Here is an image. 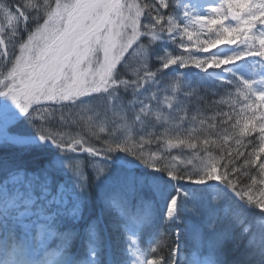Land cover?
I'll use <instances>...</instances> for the list:
<instances>
[{"label":"snow or ice","instance_id":"obj_1","mask_svg":"<svg viewBox=\"0 0 264 264\" xmlns=\"http://www.w3.org/2000/svg\"><path fill=\"white\" fill-rule=\"evenodd\" d=\"M172 3L173 0L143 4L135 0H55L53 5L44 0L46 7H42L32 0L0 2V15L12 35L20 30L21 23L28 31L27 40L20 44V54L15 55L12 67L0 78V96L8 97L20 112L26 113L25 119L33 129L27 132L7 105L0 106V148L52 151L40 174L27 173L28 178L20 183L17 174L23 176V170L8 159L0 160V166L12 174L11 184L0 185V264H180V239L169 243L170 237L165 239L155 229L157 203L170 196L161 223H182L181 213L189 201L196 200L198 191L213 187L225 199L232 200L227 193H233L236 201L232 202L238 209L252 205L264 213V87L256 86L264 85V71L256 73L259 81L237 77L224 82L228 88L235 87L236 97L242 100L241 110L236 113L235 123L229 113L220 114L228 117L224 123L231 124L233 133L229 136L226 130L218 141L205 139L204 144L216 145L219 158L209 154L203 167L194 171L188 170L191 161L186 165L177 156L168 154L166 159L155 152L146 154L143 137L137 144L131 136L117 135L97 147L83 138L66 140L49 126L53 105L83 104L79 98L96 94L115 104L121 87L136 93L141 82L156 74L151 71L148 46L161 33L168 34L173 43H177L179 35V46L187 53L156 56L163 69L172 65L186 68L191 61L193 67L203 71H228L225 66L252 58L264 70V0H211L206 12L185 6L182 21L163 11ZM33 13L36 27L29 31L27 24L33 21ZM142 17L150 18V22L144 23ZM6 30L0 25V33ZM141 36L151 38L143 47L142 64L133 70L134 78H121L117 65ZM226 46L233 51L220 55L217 49ZM138 103L137 121L150 113L143 100ZM252 133H256V139L250 138ZM167 143L171 145L172 140ZM177 144L196 147L191 134L187 140L177 138ZM69 151L86 154V159L70 158L66 155ZM118 151L165 174L170 181L205 187L189 192L176 185L165 188L159 177L137 172L123 157L114 155ZM256 169L258 173L252 175ZM56 175L62 180L54 185L52 177ZM143 189L151 192L150 198L139 195ZM94 199L104 206L117 207L122 217L113 224L120 244L116 250L109 245L106 257L102 256L105 245L99 234V220L82 212V206ZM66 218L70 223H65ZM216 224L212 220L207 228L214 230ZM133 226L153 228L152 235L159 241L157 248L149 246L141 253L136 241H126L124 232ZM172 243L177 247L172 248ZM164 247L169 248L168 255L163 254ZM258 264H264V253Z\"/></svg>","mask_w":264,"mask_h":264},{"label":"trees","instance_id":"obj_2","mask_svg":"<svg viewBox=\"0 0 264 264\" xmlns=\"http://www.w3.org/2000/svg\"><path fill=\"white\" fill-rule=\"evenodd\" d=\"M0 2H8V0H0ZM32 2L46 7L44 0H32ZM50 2L53 4L55 0H50ZM148 2L150 0H141L140 3ZM177 4V0H173L169 8L163 11L178 20L177 16L181 14L182 9ZM13 6L18 5L14 4ZM35 16L36 14L33 13V21L27 24L29 31L36 27ZM41 21L42 19L39 23ZM143 22H150V18L144 17ZM0 25L7 29L0 33V39L4 40V44L0 45V56L3 57L0 59L1 75L12 65L11 61H14L20 44L28 36V31H24L25 24L21 23L20 30L13 36L2 15H0ZM150 39V37L141 36L139 41L125 53L117 66V71L123 74L121 78H134L132 72L141 66L143 47L148 44ZM178 41L179 35L177 43H173L168 34L161 33L148 46L151 71L156 73L153 82L152 80L141 82L143 86L136 93H133L131 88H118V99L115 104L109 102L106 97L96 94L88 96L89 102L81 106L80 104L66 103L65 107L53 105L55 111L48 117L51 121L49 125L51 129L69 141L73 138L78 139L80 136L78 131H82L85 140L94 143L97 147H100L103 140H110L117 135L121 138L131 136L137 144L143 137L146 154L155 152L157 156L163 155L166 159L168 154H171L182 158L186 165L191 161V165L188 166L189 171L202 168L209 154L219 158L220 153L216 145L210 146L204 144L203 141L205 139L218 141L223 138L226 130L231 136L233 133L231 124L224 123L228 117L220 114L229 113L233 117L232 123H235L236 113L242 107V102H240L242 100L236 97L235 87L228 88L224 82L235 81L237 77L259 81V76L256 73H259L261 69L253 63H245L237 68L229 69L224 77L200 74L191 67V61H188L186 68L172 65L163 69L156 56L184 53ZM5 52L8 54L7 56L4 55ZM184 54L187 55V53ZM150 97L155 98L149 99ZM139 100H143L148 105L150 113L147 116L142 115L141 119L137 121ZM157 115H159V119H157ZM25 117L18 121V124L31 133L33 129ZM193 117L196 119L193 120ZM189 134H191L196 147L179 146L177 138L187 140ZM97 137L101 139L98 141ZM250 138L256 139V133H252ZM168 140H172L171 145L167 143ZM247 142V140L244 141L245 144ZM232 149H235L234 141ZM51 155L52 151L49 148H0V160L8 159L17 166L18 170L22 169L24 172L23 176L17 174V183L26 180L27 173L40 174ZM66 155L81 161L86 159V154L69 151ZM114 155L123 157L130 164L138 163L139 166L135 168L137 172L159 177L165 188L174 185V182L166 179L165 174L156 173L147 167L145 169L143 164L130 154L118 151ZM242 163L241 160L240 164ZM257 173L258 169L251 174ZM52 179L55 185L62 180V176L56 175ZM6 182L12 183V174L0 166V185ZM181 182L182 184H179L178 187L185 192L205 187L204 185L194 186L187 182ZM90 190L94 191V189ZM172 191L174 192L175 188ZM139 195L150 198L151 192L148 189H143ZM228 196L236 201L232 195L228 194ZM168 199L170 196L157 203L154 211L155 229L164 234L165 239L170 237L169 243L176 240V232L179 229L180 240L183 244L189 245V250L186 248L187 251L180 264H258L261 254L264 253V213L259 210H250L247 206L245 209H238L231 199H225L224 195L213 187L202 192L198 191L196 200L189 201L181 213L182 223L179 220H169L163 224L161 217L165 214ZM241 206L244 207V205ZM82 212L84 216L99 220L98 229L104 240V245H110L112 250H116L120 244V235L113 228V224L122 219L119 209L115 206H104L102 202L94 199L82 206ZM200 213H203V218L200 217ZM212 220H216L217 224L214 230H209L207 223ZM65 223H70V218H66ZM153 231V228L133 226L124 232V238L126 241H136L137 248L143 253L149 246L154 249L158 246L159 241L152 235ZM141 237L143 242H141ZM50 243L53 247L55 246L54 242L50 241ZM124 246L127 247V244ZM190 246L194 250H191ZM171 247L175 248L176 245L172 243ZM108 251L109 248L105 247L102 256L106 257ZM162 251L164 255L169 254L168 247H164ZM148 258L154 257L149 256Z\"/></svg>","mask_w":264,"mask_h":264},{"label":"rangeland","instance_id":"obj_3","mask_svg":"<svg viewBox=\"0 0 264 264\" xmlns=\"http://www.w3.org/2000/svg\"><path fill=\"white\" fill-rule=\"evenodd\" d=\"M135 2H138V3H140L141 2V0H135ZM205 2H208V1H206V0H202L201 2H198V0H184L183 2H182V6L184 7L182 10H181V14L179 15V17H178V21H182L183 20V15H182V13L184 12V10H185V6H188L190 9H192L193 11H196V12H206V10H207V7H208V4L206 3L205 4ZM208 3H210V2H208ZM55 4V2L53 3V5ZM142 4V3H141ZM181 4V3H180ZM203 7V9L200 11V9ZM41 24L43 23V20L40 22ZM33 31V30H32ZM27 40V38L23 41V42H25ZM218 50V49H217ZM219 50H221V49H219ZM233 51V49L231 50V48H228V49H226L225 50V52L224 53H219L220 55H226V54H230L231 52ZM222 52V51H221ZM20 54V46H19V49H18V52H17V54L16 55H19ZM118 66V65H117ZM12 67V65L10 66V68ZM226 67V66H225ZM9 68V69H10ZM210 70H211V68H210ZM222 69H219V71H221ZM7 72L8 71H5L4 73H2L1 75H0V78H2V76L3 75H6L7 74ZM154 78H152V79H150V80H152V82L154 81L153 80ZM141 86H143V85H141ZM89 97L88 96H86V97H82V98H79L78 99V102H81V103H83V104H80V106L81 105H84V103H86V102H89ZM240 102H242V101H240ZM13 103V101L11 100V99H9L8 97H5V96H0V106H3V105H7L9 108H10V106H11V104ZM66 104H69L68 102H65ZM54 106H58V105H54ZM84 110V109H83ZM110 111V110H109ZM12 112L13 113H22V112H20V110H19V108H18V106L16 105V107H15V109H13L12 110ZM78 133H80V136L78 137V139H80V138H83V139H85V137H84V134H83V132L82 131H78ZM228 194L229 195H232L233 197H234V194H232L230 191H228ZM247 208H249L250 210H259L258 208H256L255 206H252V205H249V206H247ZM260 211V210H259ZM141 258H143V257H141Z\"/></svg>","mask_w":264,"mask_h":264},{"label":"bare ground","instance_id":"obj_4","mask_svg":"<svg viewBox=\"0 0 264 264\" xmlns=\"http://www.w3.org/2000/svg\"><path fill=\"white\" fill-rule=\"evenodd\" d=\"M202 0H198V2H201ZM203 9V7L200 9V11ZM194 241H195V237H194ZM189 245L187 244V243H184L183 244V253H185L187 250H186V248L189 250V247H188ZM105 247H107V248H109L108 246H107V244H105ZM190 248H191V250H194L193 249V247L192 246H190Z\"/></svg>","mask_w":264,"mask_h":264}]
</instances>
